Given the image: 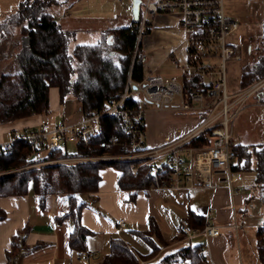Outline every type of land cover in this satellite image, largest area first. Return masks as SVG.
Listing matches in <instances>:
<instances>
[{"label": "crops", "instance_id": "obj_1", "mask_svg": "<svg viewBox=\"0 0 264 264\" xmlns=\"http://www.w3.org/2000/svg\"><path fill=\"white\" fill-rule=\"evenodd\" d=\"M19 1L0 0V16L12 11ZM81 1L75 0L64 11L65 18L61 21L67 30L71 31L79 18L74 17L79 14V9L73 7L80 5ZM70 8L71 11H67ZM177 18L173 13L151 16L148 31L140 40L144 58L142 77L144 80L152 76H176L184 91L189 92L193 89L187 90L184 85V80H188V57ZM78 41L67 42V48L72 51L76 45H87L83 43L88 42L83 37ZM233 47L237 52V46L233 44ZM259 54L256 63L264 55L263 52ZM240 60L241 55L239 60L233 61ZM247 60L241 63L240 74L243 68L248 70L254 66ZM255 83L256 91L247 97L233 118L241 115L243 121L236 125L232 120L230 132L232 144L247 148L256 146L257 149L264 147V76L254 78L245 89ZM245 89H240L238 79L237 90L229 93L226 77L228 94ZM182 101V96H175L163 109L145 105L144 149H162L176 142L186 144L197 135L199 125L208 114L206 104L209 100L204 98L202 104L189 101L186 109L181 107ZM253 115L259 120L251 119ZM82 116L72 99H65L60 104L57 89L50 87L47 114L0 123V147L10 143L21 129L34 127L41 118L51 124L76 123ZM67 145H64L66 153L69 151ZM71 146L72 151L68 154L74 155L76 146ZM164 160L165 157L161 156L154 162ZM230 165L235 167L231 170L235 178L230 185L214 181L211 188L197 183L177 189L148 188L135 192L133 199L129 198L127 190L118 188L117 170L110 165L104 166L98 171L96 191L85 195L96 197L101 213L89 206L80 210L79 222L89 231L82 253L68 247L70 221L67 218L57 220L68 208L67 196L63 192L45 193L41 204L39 195L31 187L22 195L1 196L0 210L4 217L0 219V264H103L109 254L111 239L121 240L142 257L137 264H159L166 256H171L167 264H190L188 258L176 254L194 246L199 248L204 264H260L256 233L264 225V179L257 180L254 155L247 163L233 159ZM193 217L201 218V228L191 225L196 230L194 234H180L176 230V221L185 218L189 225L195 224ZM118 219L124 221V226L116 225ZM205 225L216 227L218 235H204L202 229Z\"/></svg>", "mask_w": 264, "mask_h": 264}, {"label": "trees", "instance_id": "obj_2", "mask_svg": "<svg viewBox=\"0 0 264 264\" xmlns=\"http://www.w3.org/2000/svg\"><path fill=\"white\" fill-rule=\"evenodd\" d=\"M54 3V0H20L12 11L2 15L0 38H3L2 30L11 27V32L8 30L6 33L12 34L16 30L18 41L0 40V60L5 63L8 60L7 71L0 66V123L47 114L50 87L57 89L60 104L65 99H72L77 110L87 114L103 109L109 101L117 98L128 76L133 82L143 79L144 58L140 40L136 41V20L126 26L107 29L100 44L76 45L69 52L66 34L49 10ZM147 31L148 28L144 34ZM263 76L264 60L261 59L251 69H242L239 87L245 88L254 78L257 80ZM197 81L196 76L184 80L185 88L203 90ZM137 105L135 98L124 102V106L129 108ZM209 134L210 130L197 134L188 140L186 146H207L210 142L206 136ZM100 143L104 146L101 147ZM127 148L128 138L119 125V119L103 116L98 135L90 138L86 145L78 143L74 155H120L125 154ZM231 148L237 161L247 163L254 155L257 180L264 179V147L247 148L237 143ZM28 153L29 147L18 140L13 141L8 149L0 151V197L22 195L31 187L39 195L41 204L45 193L63 192L67 196L68 208L57 220L67 218L70 221L68 247L78 253L83 252L85 237L89 233L79 222L80 210L89 206L101 213L96 197L85 196L96 191L99 169L113 166L118 172V188L127 190L130 199L135 192L147 190L152 181L149 172L153 163L142 161H136L138 167L135 173L129 168L130 161H81L16 171L32 162ZM66 156L64 148L60 147L49 152L46 158ZM234 168L230 165L231 170ZM3 217L4 212L0 210V219ZM193 219L196 223H190V226L201 228V218ZM256 252L259 263L264 264V225L256 233ZM176 255L188 258L190 264L205 263L195 246L181 249ZM139 258L142 257H138L121 240L111 239L109 254L103 264H137ZM170 259L171 256H166L159 264H167Z\"/></svg>", "mask_w": 264, "mask_h": 264}, {"label": "built area", "instance_id": "obj_3", "mask_svg": "<svg viewBox=\"0 0 264 264\" xmlns=\"http://www.w3.org/2000/svg\"><path fill=\"white\" fill-rule=\"evenodd\" d=\"M156 13L177 14L188 57L187 78L198 77L197 83L203 86V90L184 91L176 76H152L140 82H133L128 76L117 98L109 101L101 110L83 114L76 123L51 124L41 118L34 127L21 129L10 143L0 147V151L6 150L15 140L29 147L28 158L32 162L16 171L81 161H130L129 168L135 173L138 167L136 161H142L153 163L149 172L152 178L149 189H177L192 183L211 188L215 183H232L235 174L231 172L230 163L235 155L231 148V121L243 102L257 88L255 83L237 93L228 94L226 91V63L240 59L231 42L238 30V22L225 14L224 0H139L137 42L148 28L151 16ZM175 96L183 97L181 107L185 109L188 108L189 101L202 104L204 98L209 100L206 104L208 114L199 125L197 134L210 130L211 134L206 136L210 143L207 146L191 147L184 142H176L162 149H144L145 105L163 109L171 104ZM130 98L137 99L138 105L125 107L124 102ZM103 116L119 119V125L128 138V151L125 154L46 158L49 152L57 148L65 150L66 144L86 145L90 138L98 135L100 118ZM99 145L104 146L103 143ZM161 156L165 157L164 162H154ZM116 225L124 226V221L118 219ZM176 230L185 236L196 232L185 218L176 221ZM202 232L206 236H216L219 233L211 225H205Z\"/></svg>", "mask_w": 264, "mask_h": 264}, {"label": "rangeland", "instance_id": "obj_4", "mask_svg": "<svg viewBox=\"0 0 264 264\" xmlns=\"http://www.w3.org/2000/svg\"><path fill=\"white\" fill-rule=\"evenodd\" d=\"M54 1L55 3L49 10L60 29L66 34L67 42L69 43H71L72 40L79 43L78 40H82L83 37L84 40L89 42L83 44H100L104 39L107 29L126 26L132 20L131 0H123L122 3H117L113 0H88L87 2L82 0L80 5L73 7V9H79V14L74 16L79 18L75 24L73 23L75 26L70 31L64 27L61 20L65 18L64 11L67 9V6L75 0ZM69 10L71 11V8L67 11ZM224 11L227 16L235 19L239 25L231 42L237 46V52L240 53L241 60L237 62L229 60L226 63L227 90L230 93L236 91L238 88L241 63L248 59L247 62H249V64H255L256 58L260 55L259 53H264V0H224ZM3 18L4 17L1 15L0 21H2ZM9 28L11 27H7L5 31L2 30L3 38L1 37L0 40H9L10 42L18 41L17 31L15 30L11 34ZM8 30L10 31L8 32L10 35L6 33ZM247 47H250L249 51H247ZM68 51L71 52L69 49ZM262 56L264 60V55ZM5 61H7V63L0 60V66H2L4 71H7L8 67L6 65L8 64V60ZM74 65H76V62H74ZM251 119L259 120L255 115L251 116ZM242 121L241 115H239L233 120V124L236 123V125H238ZM67 149L69 150L67 151V155H71L68 154L72 151V146L70 144Z\"/></svg>", "mask_w": 264, "mask_h": 264}, {"label": "water", "instance_id": "obj_5", "mask_svg": "<svg viewBox=\"0 0 264 264\" xmlns=\"http://www.w3.org/2000/svg\"><path fill=\"white\" fill-rule=\"evenodd\" d=\"M138 4L139 0H131V14L133 21L137 20L138 17Z\"/></svg>", "mask_w": 264, "mask_h": 264}]
</instances>
